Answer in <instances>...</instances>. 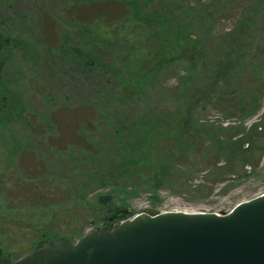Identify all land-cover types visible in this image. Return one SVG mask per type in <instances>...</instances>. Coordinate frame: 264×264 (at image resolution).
<instances>
[{"label":"rangeland","instance_id":"obj_1","mask_svg":"<svg viewBox=\"0 0 264 264\" xmlns=\"http://www.w3.org/2000/svg\"><path fill=\"white\" fill-rule=\"evenodd\" d=\"M246 18L256 23L249 49L229 72L245 114L220 82L186 114L179 80L205 89L212 50ZM0 33V255L15 260L51 242L41 236L75 241L107 227L105 204L128 218L224 213L264 193L261 0H0ZM64 45L93 53V67ZM180 117L190 132L181 141L195 142L152 170L138 149H123L144 141L166 151ZM149 173L156 182L142 179Z\"/></svg>","mask_w":264,"mask_h":264},{"label":"water","instance_id":"obj_2","mask_svg":"<svg viewBox=\"0 0 264 264\" xmlns=\"http://www.w3.org/2000/svg\"><path fill=\"white\" fill-rule=\"evenodd\" d=\"M0 264H264V193L225 213L140 212Z\"/></svg>","mask_w":264,"mask_h":264},{"label":"trees","instance_id":"obj_3","mask_svg":"<svg viewBox=\"0 0 264 264\" xmlns=\"http://www.w3.org/2000/svg\"><path fill=\"white\" fill-rule=\"evenodd\" d=\"M261 2H262V7L264 8L263 5L264 0H261ZM142 18H144V20H147L148 17L147 15H144ZM238 24H239L238 26H234L232 30H229V32L225 35L224 41L221 42L216 48H214V50H212V56L214 58L213 59L214 61H212L214 76L210 77L209 80L207 79V86L205 87V89L204 87L203 89L193 88V81L191 80V78L186 77L179 80V82L182 84L181 93H180L181 97L179 99L180 100L179 102L180 103L182 102V107L186 111V114H189L188 111L191 108L197 106L200 99L205 100L206 96L207 97L210 96L211 90L213 91L215 89L214 82L221 83L220 85L221 88L216 87L218 88L216 90L218 93H220V95H228L229 97L231 93L235 92L234 98L236 99L237 105H234V107L236 106L235 108L239 109V112H241V114H245L244 113L245 108H243L244 107L243 102L245 98H242L241 95L238 96L237 91H235L236 89L235 90L232 89L234 87L231 86V84L233 83L230 82L231 75L229 76V72L235 73L241 68L242 65L240 61L247 54L250 44L249 42L252 34L251 32H253V25H255L256 23L254 22V20L246 18L241 20ZM189 25L186 24L184 26L188 27ZM184 26L179 29L180 31L179 30L176 31L174 35L178 34V32L180 35H182L183 29L185 28ZM7 40H8L7 37H4L0 33V49L2 48V46H4ZM62 41L65 42L64 38ZM60 49L63 51L64 54L66 53L69 56V58L75 57L77 61L80 60L82 57L83 61H81V63L79 62V64H82L83 62L84 66L86 67L90 68L93 67V65L95 64L94 55L89 51L82 50V48L79 47H73L70 50L68 47H65V45ZM142 65L143 63L140 64L141 66L140 72L144 73L143 71L144 68ZM2 68H3V62L0 60V76H1ZM232 77H234V75H232ZM229 99L230 97L228 98V100ZM221 100L223 101V97L219 101ZM0 109H1V101H0ZM187 123L188 121L186 117L184 118L180 117L178 125H174V124L169 125L167 129V133H168L166 138L167 141H163L167 146L166 151L156 150L154 152H151L149 149L150 146L148 145L149 143H144V141L141 142L138 141L136 144L134 141H132L131 145L128 142L123 146V149L133 152H135V150L138 149L140 153L138 155L137 161L139 163H143L144 160L148 161L149 162L147 164L148 166L146 164L144 165L142 164V168L148 167L149 170H152V167H149L151 164L158 165L159 161L162 158H167L164 156L172 155L176 153L178 150L180 151V149L182 150L183 148H188L191 143L195 142V141H191L189 143V141H181V139L183 138L185 139L186 137L190 136V132L188 131L189 127L185 128ZM181 143H183V145ZM238 147H242V144H239ZM168 160H171V157H169ZM163 163L164 162H161L160 164ZM134 164L136 163L134 162ZM142 179L149 183L152 182L154 183L157 181V177L152 176L150 173L146 177H143ZM105 205L107 207H106L105 218H103L104 220L103 225L110 227L112 223L128 218L129 214L127 213L126 210L111 208L108 204ZM57 237L58 236L54 235L53 233H50L49 236L48 234L41 236L40 241H53Z\"/></svg>","mask_w":264,"mask_h":264}]
</instances>
